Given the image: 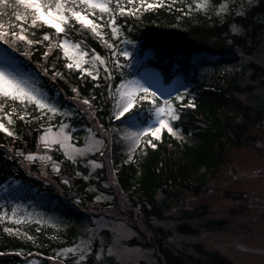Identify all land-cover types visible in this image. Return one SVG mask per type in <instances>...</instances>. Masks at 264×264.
<instances>
[{"label": "trees", "instance_id": "obj_1", "mask_svg": "<svg viewBox=\"0 0 264 264\" xmlns=\"http://www.w3.org/2000/svg\"><path fill=\"white\" fill-rule=\"evenodd\" d=\"M120 2L136 14L115 13V23L120 28L118 36L111 35L107 23L111 14H100L99 10L90 18L104 25L99 29L103 37L91 31L68 32V38L79 41L80 48L87 53V67L98 68V79L65 67L67 59L62 51L55 47L46 49L47 41L31 46L27 56L23 44L16 50L0 41V47L14 55L32 89L59 109L51 113L17 101L16 107L26 114L21 118L19 112H13L10 125L0 112V118L14 132L9 136L0 131V214L9 216L15 202H33L44 212L55 213L70 223L65 229H54L30 221L18 224L16 220L0 219V264H28L31 259H35L33 264H116L111 259L97 258L96 244L86 255L61 256L64 249L76 245L84 236L85 222L102 207L94 200L97 190L110 196L111 205L124 204L127 209L123 214L137 233L128 245L154 250L158 264H232L199 243L178 248L169 242L175 234H197V229L189 224L195 217L193 213L184 211L173 227L166 228L155 221L166 218V212L178 200L179 188L198 193L204 183L201 171L222 163L227 147L242 145L248 127L262 119V107L244 104L241 96L252 94L257 85H264L263 66L248 61L238 70H224L218 65L201 70L194 57L256 52L264 39V0H256L241 13L221 15L214 9L207 13L196 10L194 0H163V6L147 10L140 8L139 0H135L136 7L127 0ZM212 3L219 4L220 0ZM190 4L191 10L187 7ZM10 15L4 16L6 23ZM233 25L239 31L234 32ZM26 27L30 29L26 33L30 38L42 40V29H35L36 35L32 37L31 26ZM75 28L79 29V24ZM125 38L131 43H125ZM105 39L115 44L117 50L127 49L131 56H113L114 49L104 43ZM44 51H48L47 57ZM97 55L106 61L111 76L105 78V65L94 60ZM116 59L119 65L114 63ZM144 69L158 72L165 85L179 79L183 82L186 88L180 93L184 98L176 100V95L171 96L179 115L172 124L182 134L192 135L195 143H184L165 129L158 139L144 137L131 152V159L108 162L109 169L102 166L92 172L87 166L67 159L58 146L45 147L39 143V137L48 127L67 124L70 139L77 146L92 131L97 134L104 149L103 155L100 152L95 157L106 158L109 134L115 123V90L121 81ZM55 72L61 75H54ZM157 97L162 102L163 97ZM84 98L91 100V109L83 103ZM189 99L194 106L188 105ZM150 105L151 101H142L128 116L139 111L141 119H146L149 113L144 109ZM8 106L5 104L6 110ZM149 138L156 144L155 148L145 143ZM29 154L38 157L30 160ZM43 155L51 157L46 165L55 164L58 170H49L47 166L44 170L39 160ZM139 219L144 229L139 226ZM222 226H225L223 220L209 222L205 228ZM5 228L17 231L6 232Z\"/></svg>", "mask_w": 264, "mask_h": 264}, {"label": "rangeland", "instance_id": "obj_2", "mask_svg": "<svg viewBox=\"0 0 264 264\" xmlns=\"http://www.w3.org/2000/svg\"><path fill=\"white\" fill-rule=\"evenodd\" d=\"M255 2L256 0H230L228 12L241 13ZM261 43L252 55L211 57L203 54L195 56L194 62L201 70L213 65H218L224 70H238L243 63L248 61H254L264 67V39ZM84 60L83 67H87V61L85 58ZM0 69L14 75L26 87L32 89L31 81L21 72L14 55L1 47ZM126 80L138 81L145 87H150L151 91L156 92L158 96L164 94V96L170 95L171 97L183 92L186 88L180 79L170 85H165L159 73L150 69H144L140 74ZM164 96L161 97L164 98ZM241 100L244 104L262 107V119L255 126L248 127L247 137L242 145L227 147L222 163L201 171V179L204 183L198 193L179 188L178 200L166 212V218L155 222L166 228L173 227L177 219L183 215L182 213L189 211L195 216L189 220V224L197 229V234L173 235L169 242L176 247L184 248L187 245L199 243L205 250L222 255L232 264H264V85H257L252 94L242 95ZM115 104L116 101L114 106ZM129 113L121 118L125 121L124 123L114 119L115 123L109 134L110 147L106 158L95 157L104 149V143L97 134L92 131L85 137L83 144L77 146L70 139L67 124L48 127L38 140L43 146H45V140L49 142V146H58L67 159L87 166L90 172L102 166L109 169L108 162L127 161L131 155L128 151L129 141L125 140L124 136L130 131H135L136 128L129 126L126 119ZM65 136L68 137L66 147L55 143L56 140ZM173 136L184 143L196 142L192 135L182 134L179 130L178 134ZM72 146L87 150L73 160L70 158L74 151ZM44 157L49 156L43 155L39 157V160L45 162H41L40 164L43 165L40 166L46 170V164L50 162V159ZM54 165L47 167L52 170ZM94 200L102 207L96 210L90 220L85 222L84 236L76 245L64 249L61 256L86 255L96 244V253L99 254V258L111 259L116 264H158L154 250L128 245L137 233L123 214L127 209L124 204L120 202L116 203L119 206L111 205L110 196L99 190L96 191ZM13 208L17 209V217H22L21 221L46 224L54 229H65L70 225L63 217L55 213H46L33 202H15L9 216L13 215ZM221 220L225 222V226L205 228L207 223ZM139 226L144 229L140 219ZM33 263L35 259L28 262V264Z\"/></svg>", "mask_w": 264, "mask_h": 264}, {"label": "snow or ice", "instance_id": "obj_3", "mask_svg": "<svg viewBox=\"0 0 264 264\" xmlns=\"http://www.w3.org/2000/svg\"><path fill=\"white\" fill-rule=\"evenodd\" d=\"M128 4L136 7L135 0H127ZM230 0H220L219 4H213L212 0H194V7L196 10H201L207 13L210 9H214L217 15L227 13L229 11ZM139 6L143 10L152 9L163 6V0L159 3L149 2V0H139ZM190 10L193 5L187 6ZM99 10L100 14H111L108 20V25L111 26V35H119V25L115 23V13L118 11L120 14L126 11L129 14H136L132 8H126L121 5L120 0H0V41L8 44L9 46L19 50L21 44H23L27 50L24 55H29L31 46L35 44H42L44 41L48 43L44 47L51 50L53 47L62 51L64 57L67 58L65 67L68 69H80L81 75L87 73L89 76H93L94 79L99 78L98 68L83 67L85 63V56L87 53L80 48L79 41H73L68 38L69 31H91L98 37H103L104 33L99 29L104 25L98 24L95 19L90 18V15L95 17ZM11 13L8 22L4 20V16ZM99 18H103L101 15ZM75 24H79V29L75 28ZM26 25L31 26V36L35 37V29H42V40L30 38L27 32L30 31ZM19 29V32L17 31ZM51 30H54L52 32ZM232 30L234 32L239 31L236 25H233ZM63 33L64 35H60ZM125 43H131L125 38ZM105 44L111 47L113 56L129 57L131 53L127 49L121 48L117 50L115 44H110L107 39L104 40ZM43 55L48 56V51H44ZM94 60L105 65L106 77L111 76L112 73L107 67V63L98 55L94 57ZM115 64L119 65V59H116ZM47 71V68H44ZM54 75H61L59 72H55ZM73 91H77L73 89ZM164 96V94H161ZM184 95L177 93L175 99L182 100ZM116 104L114 106V116L117 120H121L127 113L140 104L142 101H151L149 108L144 109L146 113H149L146 119H141L139 111L133 115L127 116V121L130 127L136 128L135 131H130L125 134L124 139L129 141L128 151L131 153L135 147L141 143L144 137H156L159 138L163 130H167L172 135H177L178 130L174 128L172 121L179 119L176 108H174L171 97L164 96L162 102L157 97V93L151 91L150 87H145L138 81H121L119 88L115 90L114 97ZM9 101L11 103H9ZM20 104H33L37 109H46L51 113L59 111L54 105H51L47 100L35 90L26 87L20 80L14 75L7 73L5 70L0 69V112H3L4 117L7 118L8 125L13 122V112H19L21 118L26 114L23 110L16 107V102ZM83 103L92 107L91 100L84 98ZM5 104H9L7 110ZM188 105L194 106L192 100L189 99ZM152 122L149 123L148 121ZM124 123V120H121ZM0 131H3L9 136H13L14 132L7 126L4 119L0 118ZM68 137L65 136L55 141L59 143L61 147H66V141ZM146 144H150L153 148L156 144L149 138L145 141ZM49 146V142L45 140V147ZM74 151L70 158L75 160L77 155H83L87 149H78L72 146ZM67 154V153H66ZM22 155V153H21ZM103 155V152H101ZM32 160L35 159L33 154H29L27 157ZM45 159H51V157H44ZM129 155V159H131ZM54 169L58 170V166L54 165ZM68 183V181H64ZM12 216L7 214H0V219H15L16 223H20L22 217H17V209H12ZM6 232H15L17 229L5 228ZM27 235V233H25ZM28 239H32L28 236ZM90 251V249H89ZM99 258V254H97Z\"/></svg>", "mask_w": 264, "mask_h": 264}]
</instances>
